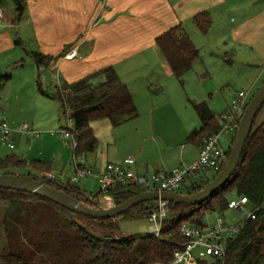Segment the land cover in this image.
I'll return each instance as SVG.
<instances>
[{"label":"crops","instance_id":"obj_1","mask_svg":"<svg viewBox=\"0 0 264 264\" xmlns=\"http://www.w3.org/2000/svg\"><path fill=\"white\" fill-rule=\"evenodd\" d=\"M25 3V12L18 21L15 9L6 7L5 0L0 4V67L14 64L22 69L26 55L32 58L33 50L52 55L53 60L43 72L33 58L30 60L34 68L30 66L28 82L35 88L40 72L42 83L53 86L57 80L73 82L113 65L134 95L137 117L119 125H113L108 118L91 123L98 144L94 151L82 156L97 171L108 162L123 163L131 155L135 159L132 167L151 176L157 171L191 163L199 156L201 144H194L198 148L194 152L182 143L185 135L189 136L202 124L197 112L199 118H195L187 99L193 108L194 102L209 103L213 87L203 86L185 99L177 86H162L167 80L173 84L177 77L157 43V36L171 27L181 24L199 48L200 57L191 69L196 65L208 74L214 70L227 74L235 61L255 66L257 76L252 86L264 75V0H25ZM205 11L211 18L207 32L194 20ZM16 39L22 43L16 44ZM74 47L77 55L67 58V52ZM152 73L158 86H152ZM223 84L231 83L225 80ZM0 113L6 115L3 109ZM170 115L180 117L185 123L184 136L179 139L161 128L165 122L162 118ZM7 117L11 124L22 121L9 112ZM12 149L27 160L26 174L43 177L53 172L56 182L67 184L74 173L71 158L67 162L68 148L57 138L24 133L16 136ZM34 161L44 167L32 166ZM84 179L86 184L94 179L99 184L95 176Z\"/></svg>","mask_w":264,"mask_h":264},{"label":"trees","instance_id":"obj_2","mask_svg":"<svg viewBox=\"0 0 264 264\" xmlns=\"http://www.w3.org/2000/svg\"><path fill=\"white\" fill-rule=\"evenodd\" d=\"M3 2L4 0H0V4ZM12 2L15 19L18 21L25 12L26 3L25 0ZM194 20L204 32L211 25L207 11L198 13ZM21 43L20 39H16V44ZM157 43L174 74L182 81L184 74L200 57L199 48L181 24L158 35ZM30 55L38 67H47L53 60L52 55L40 51L33 50ZM11 75V70L7 69L0 72V79L9 80ZM37 82L39 91L56 98L61 112L73 121L71 130L78 139V152L81 155L92 152L97 147L98 138L91 126L93 121L108 118L113 125H119L139 114L134 95L113 65L73 82L64 81L62 86H56L54 93L43 86L41 72ZM193 105L202 124L190 132L188 142L202 145L205 139L219 130L220 123L207 101L194 102ZM260 112L247 139L242 161L232 178L202 204L189 206L170 202L169 215L164 220L160 236L150 232L117 236L113 234L114 229H119L116 218H93L33 193L0 188V260L5 264L168 262L184 240L179 230L180 224H200L206 211L228 209V195L235 191L237 196L248 197L255 217L245 219L240 232L229 241L223 258L210 257L201 260L200 264H264V119L258 121ZM235 136L226 149L227 156ZM31 163L34 167H44L38 161ZM28 165L25 158L12 153L0 158V174L14 173L10 169ZM28 174L39 177L31 172ZM45 179L48 184L82 202L93 207L99 206L97 198L101 195L100 191L92 194L71 180L67 184H60L55 179ZM211 180L208 176L192 180L184 184L180 192L192 194L204 188ZM144 191V187L118 184L110 188L109 194L114 203L119 204ZM156 203L157 201L140 203L124 212L122 217L135 219L148 216ZM104 222H108L113 230L98 235L90 228L92 224Z\"/></svg>","mask_w":264,"mask_h":264},{"label":"built area","instance_id":"obj_3","mask_svg":"<svg viewBox=\"0 0 264 264\" xmlns=\"http://www.w3.org/2000/svg\"><path fill=\"white\" fill-rule=\"evenodd\" d=\"M0 12H2L1 7ZM76 55L77 47H74L67 52L66 57L73 58ZM40 71H45V66H40ZM249 97L248 91H240L233 97L230 107L220 116H216L220 128L205 139L200 147L197 159L169 171L154 172L151 176H146L132 167L135 159L131 155L123 163L108 162L100 171L94 169L78 152V139L71 130L72 120V124L63 127L59 131L52 132V134H61L72 147L70 165L74 169V173L70 180L78 182L82 178L95 176L99 181V191L101 193L97 200L99 202L104 199L107 200L110 204L105 207H109L115 204L109 190L118 184L136 185L144 187L146 190L180 191L184 184L207 177L208 171L217 172L221 170L222 166L224 167V164H226L228 156L226 149L220 143V137L229 131L237 132L241 118L250 101ZM29 132H34L36 135L41 133L28 123L11 124L6 116L0 113V141L2 144L14 148L16 136ZM43 177L55 179L56 174L49 172ZM169 204L168 200H157L155 208L147 216L150 222L148 232L156 236L162 234L164 220L169 215ZM247 205H249V199L246 195L229 200L228 209H235L244 215L243 219L236 222L227 221L221 211L214 210L206 211L200 224L181 223L179 230L184 240L174 251L173 258L168 262L159 261L152 264H200L201 260L210 257L223 258L229 241L240 232L245 219L255 217L254 210L251 208L248 211L246 209Z\"/></svg>","mask_w":264,"mask_h":264},{"label":"rangeland","instance_id":"obj_4","mask_svg":"<svg viewBox=\"0 0 264 264\" xmlns=\"http://www.w3.org/2000/svg\"><path fill=\"white\" fill-rule=\"evenodd\" d=\"M5 2H7L6 7L10 5L12 9H15L12 0H5ZM24 55H26L25 52ZM26 57L27 60L23 61V68L26 69V71H22L24 69H21V67L15 68L14 64H4V66L0 67V72H5L7 69H10L13 73V78L10 80L0 79V109H3L4 113L6 114L5 116H8L9 112L10 114H12V116L16 115L17 117L21 118V123H28L33 125L41 132L38 137L42 138L44 136H49L51 138L62 140V142H64L65 146H67L68 148L67 162H69V159L71 158L73 152L71 145L67 143V141L61 134H52V132L59 131L63 127L72 124L71 119L61 112L60 104L55 98L43 95L42 92L39 91L38 82L35 88L30 87L27 73L31 68H34V63L30 61L32 59L31 57L29 58V56L27 55ZM234 64V67L227 74H221V72H219L218 70L209 71L208 74L204 70L198 69L195 65L193 69H191L184 75L182 81L178 77H175L173 79L174 83L171 84L170 81H168L164 76H160V78L164 79L165 81L167 80L165 82L166 85L162 82V86H177L178 90L183 94V97L185 99L190 97L192 93H197L203 86L213 87L211 89V95L208 96V101L215 115L220 116V114L225 112L230 107H227V104H231L232 99L236 94H238L240 91H248L250 100L255 92L262 86L264 81L263 75L258 84L256 86H252L253 80L257 76L258 68L255 66H245L236 61ZM155 76L156 75L152 73V86H158V81ZM225 80H229L231 84L224 85L223 82ZM62 84L63 81L61 80H57L55 84H53V86L51 85V83L45 84V82H43V86L45 88H51V93H54L56 91L57 85L62 86ZM152 95L155 96L156 94L152 93ZM187 103L189 106H191L190 108L195 115V118H199L192 104L189 103L188 99ZM167 117L165 119L162 118L161 121L165 122L162 124L161 128H163L164 131H166L168 134H171L172 138L177 137L179 139L180 137L184 136L185 123L182 122L181 118L174 117L172 115H170L168 118ZM7 119L10 121V118L7 117ZM263 119L264 109L260 112L258 121H261ZM235 135L236 133L233 131H229L221 135L220 143L224 149H227L229 147ZM182 143H184V145H188V147L191 148V150H193L194 152H197V146L188 142L187 135H185V139ZM182 143L180 144V146L182 145ZM13 152H16V150L9 148L7 145L2 144V142L0 141V158L6 157L8 154H11ZM10 170L16 174H26L28 171L25 167H15ZM216 175V172L212 170L207 172V176L210 179H213ZM86 180L87 179L82 178L81 182H75V184L86 188V191L88 193L96 194L100 186L98 182L94 179V181L90 180L91 183L88 182V184H86ZM228 197L232 199L237 198L238 196L235 191H232L228 195ZM109 204L110 203L105 199L99 202V206L103 205L105 207ZM246 209L249 211L251 209V206L247 205ZM218 210L221 211L227 221L236 222L243 219L244 217L242 213L238 212L235 209ZM116 222L119 224V229L113 230L108 225V222L92 224L90 228L94 233L98 235H102L104 234V232L113 230V234L118 236L121 234L129 235L148 232L150 226V222L148 221L147 216L138 217L135 219H126L122 217V215H120L116 217Z\"/></svg>","mask_w":264,"mask_h":264},{"label":"water","instance_id":"obj_5","mask_svg":"<svg viewBox=\"0 0 264 264\" xmlns=\"http://www.w3.org/2000/svg\"><path fill=\"white\" fill-rule=\"evenodd\" d=\"M264 106V83L251 97L237 129L228 160L220 171L204 188L192 194L180 191L146 190L109 207H93L71 194L64 192L47 183L43 177L31 174L1 173L0 188H8L33 193L47 198L69 210L91 216L93 218H116L128 209L147 201L159 199L189 206L202 204L213 197L235 174L239 167L247 139L254 126L255 120ZM0 264H5L0 260Z\"/></svg>","mask_w":264,"mask_h":264}]
</instances>
